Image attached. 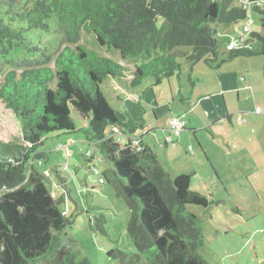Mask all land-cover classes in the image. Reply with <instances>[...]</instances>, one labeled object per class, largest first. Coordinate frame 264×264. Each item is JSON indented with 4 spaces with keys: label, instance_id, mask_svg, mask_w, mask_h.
<instances>
[{
    "label": "trees",
    "instance_id": "obj_1",
    "mask_svg": "<svg viewBox=\"0 0 264 264\" xmlns=\"http://www.w3.org/2000/svg\"><path fill=\"white\" fill-rule=\"evenodd\" d=\"M252 11L264 12V0H0V101L26 143L14 148L0 141V264H91L76 260L59 236L73 223L62 212L71 198L65 181L56 172L64 189L56 195L34 165L47 158L40 149L47 139L79 131L108 164L100 183L128 202L127 233L136 255L147 264H208L190 206L207 210L219 202L192 190L189 173L172 176L140 139L137 149L128 135L143 125L129 128L99 86L109 78L119 99L146 79L158 86L178 75V58L191 71L199 61L215 69L221 56L264 54V31L250 28L224 53L212 27L243 26ZM83 33L133 67L89 48ZM120 132L128 138L121 141ZM115 251L109 255L126 256Z\"/></svg>",
    "mask_w": 264,
    "mask_h": 264
},
{
    "label": "rangeland",
    "instance_id": "obj_2",
    "mask_svg": "<svg viewBox=\"0 0 264 264\" xmlns=\"http://www.w3.org/2000/svg\"><path fill=\"white\" fill-rule=\"evenodd\" d=\"M262 13L264 17V12ZM250 16L253 20L250 28L258 26L260 29L262 25L260 14L252 11ZM242 24V22L212 24L221 52L226 51L229 43L243 34ZM82 41L89 48L113 56L129 68L133 67L130 61H122L117 54H111L97 46L93 34L83 33ZM219 59L214 63L220 67H216V70H211L204 61H199L190 71L186 60L178 58L181 63L178 75L164 79L158 86H152L149 79H146L130 94L122 92L123 96L119 99L117 93L121 92L109 78L102 81L99 89L117 117L123 118L129 128L134 129L141 124L147 126L138 127L135 133L137 136L142 135L144 130L148 129L142 138L155 151L163 168L172 174L194 170L193 151L196 150L202 157L198 143L206 148L209 154L214 151L213 162L220 163L221 166L217 167L215 172L211 169V162L202 158L201 163L205 167L203 171H197L192 175L190 183L192 190L219 202L217 205H210L207 210L195 205L190 206L191 211L200 220L204 236V244L199 252L208 264H264V190H261L262 184L258 186L261 181H255L257 177L254 179L252 176H246L244 166L247 161L244 163L236 160L235 165L230 157L226 158L223 155L227 149L224 139H228L229 144L234 147L237 139L232 133L227 135L232 124L227 118H222L226 111L224 101L230 100L231 96L229 92L224 93L225 95L223 93L213 95L212 92L219 90L218 86L209 85L210 79H225L229 65L233 61L248 59L254 80L253 87L249 90L258 94L255 109L261 108L264 112V54L251 58L239 56L233 60L226 58L225 61ZM188 76L196 84L191 105L187 98L193 87ZM1 80L0 77V83ZM177 87L180 88V92ZM203 93L208 95L197 102V97ZM181 97L185 98V102L180 101ZM173 111L185 112L186 121L194 124L197 133L194 135L192 130L183 131L182 136L187 134L189 139L180 137L179 141L165 146L164 134L169 129L167 121ZM213 118L216 123L211 128L212 133L210 126H204L209 125ZM217 118L220 120L216 121ZM0 141L14 148L26 145L18 120L1 101ZM65 147L69 152L67 155ZM40 149L46 153L47 158L40 162L35 160L34 165L46 175L45 183L51 186L56 195L61 194L64 189L58 184L59 173L65 181L69 196L74 199L68 197L64 203L68 215L73 218V223L60 231L59 236L69 251L75 255V259L86 257L91 264H147L144 257L136 255L137 250L127 233L130 218L128 202L123 197L116 196L109 183L99 182L101 173L108 168L99 148L94 143L87 142L84 133L79 131L49 138ZM201 175L206 179L204 180L206 185L203 184ZM64 204L62 203L63 207ZM113 249L125 253L126 256L119 253L116 256L109 255Z\"/></svg>",
    "mask_w": 264,
    "mask_h": 264
},
{
    "label": "crops",
    "instance_id": "obj_3",
    "mask_svg": "<svg viewBox=\"0 0 264 264\" xmlns=\"http://www.w3.org/2000/svg\"><path fill=\"white\" fill-rule=\"evenodd\" d=\"M257 13H259V12H257ZM259 14H260V17L262 19V25H260L261 28L259 29L258 26H256L254 28L252 27L251 30L262 33L264 31V28H263L264 17L262 16L263 13H259ZM252 23H253V20H252ZM248 58H251V57H248ZM250 64L251 63H250V61H248V59H246V61H243L242 59H237V60L233 61V63L229 65V71L227 72L225 79H222V78L220 80L210 79L209 85L210 86H218L219 90L212 92L213 95L214 94L218 95L220 93H223V95H225L224 93L229 92L230 96H231L230 100L224 101L225 106H226V111H225V116H223L222 118H227L229 123L232 124L231 128H229V131H227V135L232 133V134H234L233 137H237V139H235V141H236V143L234 144L235 147L231 146L229 144L228 139L227 140L224 139V141L227 143L225 145L227 149L225 150L223 155L226 158L230 157L234 162L236 160H240L242 162L247 161L246 163L244 162L245 163L244 168L246 170V176H248V175L252 176V178H254V179L257 177V180H255V181H261L258 186H260L262 184L261 190H264V112L261 108H260L261 113L257 112V109H255V106L258 103V101H257L258 100L257 99L258 94L255 93L254 91L249 90V89H251V87H253V81H254L253 77H252L253 71H252V67ZM220 66L222 67L223 64H221ZM218 68H220V67H218ZM211 70H216V69H211ZM191 86L193 87V89L191 91L190 96L187 98L189 105H191V103L194 99L193 93H194V88L196 87V84H194V81L192 82ZM177 88H178V92H180V88L179 87H177ZM249 92H251L250 95H249ZM118 94L119 93H117V95ZM206 95H208V94H204V93L200 94L197 97V102L200 100H203ZM180 101L185 102V98L181 97ZM184 113L185 112H181V111H177V112L173 111L172 115L182 114V115H184V118L186 120L187 116ZM172 115H169L168 120ZM214 120L215 119L213 118V120H212L213 122L211 121V123L209 125L204 126V127L210 126L209 128H210L211 132H212L211 128H213V126L216 123V122H214ZM218 120H220V118L216 119V121H218ZM167 124H168V121H167ZM143 126L147 127L145 125H143ZM194 127H195L194 124H189V122L186 121V126L181 131V133L183 131L192 130L194 132L193 134L195 135L197 133V130H195ZM152 128L155 129L153 125H152ZM167 128H168V125H167ZM147 130H144L143 133L147 132ZM223 130H225V129H223ZM143 133H142V135H143ZM181 133L178 135V137H176L175 139L174 138L172 139L171 144H173L174 141H176V142L179 141L180 137H183L184 139H189V135L184 134L182 136ZM169 134H170V131H169V129H167V133L164 135L167 137ZM115 135L121 136L122 138L127 137L122 132H120V134L118 133ZM142 135L137 136V133H135V131H134V132L130 133L128 136H130L131 138H134V139H138V140L140 139L141 143H143L144 145L151 148V146L142 138ZM164 135H163V138H164ZM168 144H170V143L165 144V146ZM198 147L200 149L202 157H200V155L197 153L196 150L193 151L194 152L193 153V160L195 162L194 170H192L191 172H188V171H183V172H179V173L174 172V174H172L170 172V174L176 176V175L181 174V173H189L192 177V175H194L197 171H203L205 166L201 163V161L203 160L202 158H205L206 161L211 162L210 166H211V169H213L214 171L217 169V167L221 166L220 163L214 164V162H213L214 151L210 152V154H209L207 152V149L202 147L200 145V143H198ZM152 151H153V149H152ZM259 151L263 155L260 154ZM153 152L156 155L155 151H153ZM241 157H243V158H241ZM236 163L237 162H235V165H236ZM196 169H199V170H196ZM200 178L202 179L203 184L206 185L204 183V180H206V179L203 178V175H201ZM190 183H191V180H190Z\"/></svg>",
    "mask_w": 264,
    "mask_h": 264
},
{
    "label": "built area",
    "instance_id": "obj_4",
    "mask_svg": "<svg viewBox=\"0 0 264 264\" xmlns=\"http://www.w3.org/2000/svg\"><path fill=\"white\" fill-rule=\"evenodd\" d=\"M251 24H252V19L249 18L247 20V22L244 23V25L242 26V31L248 32L250 30ZM242 36L240 38H242ZM238 45H239V41H237V40L231 41L228 45V49L237 47ZM257 112L261 113V109L257 108ZM185 126H186V120L184 118V115H182V114L172 115L168 120V127H169L170 134L165 138V144L171 143L173 137H178V135L181 133V131L185 128ZM121 141H123V138L121 139ZM133 143L135 145H137V149H139V145H138L139 140L133 139ZM65 149H66V155H67L69 152L67 151V147H65ZM101 181H102V179L100 178L99 182H101ZM62 212H63V214H66L68 212L67 207H65L62 210Z\"/></svg>",
    "mask_w": 264,
    "mask_h": 264
}]
</instances>
